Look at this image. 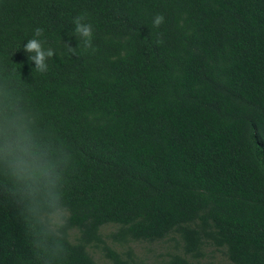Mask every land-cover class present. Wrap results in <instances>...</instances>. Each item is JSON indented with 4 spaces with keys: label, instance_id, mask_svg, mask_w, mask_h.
I'll return each mask as SVG.
<instances>
[{
    "label": "trees",
    "instance_id": "trees-1",
    "mask_svg": "<svg viewBox=\"0 0 264 264\" xmlns=\"http://www.w3.org/2000/svg\"><path fill=\"white\" fill-rule=\"evenodd\" d=\"M0 75L74 157L62 264H264V0H0ZM31 239L0 194V264H53Z\"/></svg>",
    "mask_w": 264,
    "mask_h": 264
},
{
    "label": "clouds",
    "instance_id": "clouds-1",
    "mask_svg": "<svg viewBox=\"0 0 264 264\" xmlns=\"http://www.w3.org/2000/svg\"><path fill=\"white\" fill-rule=\"evenodd\" d=\"M86 20V14L74 17V32L84 49L94 52V30ZM164 21V15L157 14L153 26L158 28ZM43 35L44 29L37 27L34 37L23 45L40 73L48 70L47 60L56 55L53 48L44 47L46 41L38 39ZM162 43V39L157 40V44ZM64 47L68 53L77 54L76 48L68 44ZM51 135L41 127L18 83L8 75H0V194L14 202L18 215L28 225L33 248L53 264H62L68 255L64 238L69 214L65 190L74 157Z\"/></svg>",
    "mask_w": 264,
    "mask_h": 264
},
{
    "label": "rangeland",
    "instance_id": "rangeland-1",
    "mask_svg": "<svg viewBox=\"0 0 264 264\" xmlns=\"http://www.w3.org/2000/svg\"><path fill=\"white\" fill-rule=\"evenodd\" d=\"M109 231V230H106ZM164 243H138L134 247L146 261H153L157 259V255L163 252Z\"/></svg>",
    "mask_w": 264,
    "mask_h": 264
}]
</instances>
